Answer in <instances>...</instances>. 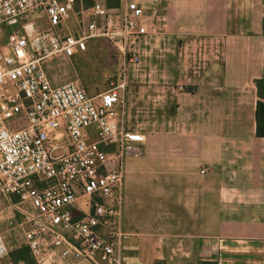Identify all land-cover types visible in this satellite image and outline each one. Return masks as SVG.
<instances>
[{"label":"crops","instance_id":"crops-1","mask_svg":"<svg viewBox=\"0 0 264 264\" xmlns=\"http://www.w3.org/2000/svg\"><path fill=\"white\" fill-rule=\"evenodd\" d=\"M137 1L147 12L155 5ZM157 6L167 29L142 44L125 97L126 127L145 139L143 152L125 160V264H264V138L256 136L264 0ZM72 58L44 63L53 86L74 81ZM3 198L10 206L0 203V213L14 211ZM6 222L15 233L4 236L9 254L0 264H36L29 252L12 256L27 249L22 217Z\"/></svg>","mask_w":264,"mask_h":264},{"label":"built area","instance_id":"built-area-1","mask_svg":"<svg viewBox=\"0 0 264 264\" xmlns=\"http://www.w3.org/2000/svg\"><path fill=\"white\" fill-rule=\"evenodd\" d=\"M158 2L147 12L137 0L114 9L104 0H0V195L14 200L36 264H125V160L145 140L126 127L125 97L142 44L167 29ZM13 20L21 31L2 45L1 27ZM99 39L120 55L117 82L95 97L78 82L51 84L46 61ZM8 254L0 233V261Z\"/></svg>","mask_w":264,"mask_h":264},{"label":"rangeland","instance_id":"rangeland-1","mask_svg":"<svg viewBox=\"0 0 264 264\" xmlns=\"http://www.w3.org/2000/svg\"><path fill=\"white\" fill-rule=\"evenodd\" d=\"M1 30L4 32L1 44L4 45L7 43L8 35L15 31H21V23L17 22L10 26L4 25L1 27ZM61 66L59 60L54 61L55 71H59L60 68H62ZM72 68L74 82H78L84 87L90 96H96L107 90L112 82H117L119 80L122 62L118 51L112 44L105 39H99L89 42L87 51L78 52V54L72 58ZM96 137L97 136L94 135L93 138L95 139ZM0 203L10 206L9 202H6L5 198H3V195H0ZM13 215H16V212L11 209H7L0 213V217H5V222H2L4 219L0 218V233H2L5 238L15 233V230L9 231L10 226L7 225L6 222V219ZM160 262H164L165 264H179L178 261L170 260Z\"/></svg>","mask_w":264,"mask_h":264},{"label":"trees","instance_id":"trees-1","mask_svg":"<svg viewBox=\"0 0 264 264\" xmlns=\"http://www.w3.org/2000/svg\"><path fill=\"white\" fill-rule=\"evenodd\" d=\"M85 5L87 7L91 6L94 3V0H84ZM108 7L111 9L118 8L120 6V0H104ZM257 94L259 100L257 102L256 107V121H257V129H256V136L264 138V75L261 79L257 81ZM106 152H111L112 148L104 147L103 148ZM29 249H20L17 252H14L12 256L17 259L20 258L22 255L27 254ZM30 253V252H29ZM199 264H217V262H210V261H203Z\"/></svg>","mask_w":264,"mask_h":264},{"label":"water","instance_id":"water-1","mask_svg":"<svg viewBox=\"0 0 264 264\" xmlns=\"http://www.w3.org/2000/svg\"><path fill=\"white\" fill-rule=\"evenodd\" d=\"M17 21L16 20H13V21H10L9 24L12 25V24H15Z\"/></svg>","mask_w":264,"mask_h":264}]
</instances>
